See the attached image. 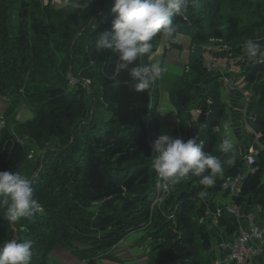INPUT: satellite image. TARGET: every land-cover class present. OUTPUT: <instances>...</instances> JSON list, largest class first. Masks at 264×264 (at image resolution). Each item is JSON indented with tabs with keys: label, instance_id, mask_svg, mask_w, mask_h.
Masks as SVG:
<instances>
[{
	"label": "trees",
	"instance_id": "1",
	"mask_svg": "<svg viewBox=\"0 0 264 264\" xmlns=\"http://www.w3.org/2000/svg\"><path fill=\"white\" fill-rule=\"evenodd\" d=\"M61 2L0 0V97L6 111L21 101L32 111L30 119L13 116L12 126L3 120L0 171L27 176L33 198L44 207L43 213L16 223L0 208V245L9 239L32 241L31 264H49L56 248L83 261L112 258L113 246L142 231L151 241L144 264H204L213 250L211 214L219 205L199 193L217 194L223 179L241 171L242 160L234 151L219 150L214 129L225 117V104L218 74L206 71L192 44L216 43L242 54L245 41L264 30V0H199L198 9L189 5L184 16L173 18L175 36L190 39L183 86L170 96L177 118L173 133L185 141L198 136L204 151L221 159L224 171L211 187L195 176L180 182L160 206L152 204L158 178L151 149L159 129L157 91L130 88L123 70L112 79L118 54L95 47L99 35L111 31L114 0H91L84 11ZM162 35L137 63L149 65ZM257 42L262 51L264 40ZM241 75L258 97L252 128L264 137L263 56L250 61ZM100 113L103 117L96 118ZM252 167L233 198L245 214L253 206L264 210V150ZM216 224L226 238L237 235L239 222L224 206Z\"/></svg>",
	"mask_w": 264,
	"mask_h": 264
},
{
	"label": "clouds",
	"instance_id": "2",
	"mask_svg": "<svg viewBox=\"0 0 264 264\" xmlns=\"http://www.w3.org/2000/svg\"><path fill=\"white\" fill-rule=\"evenodd\" d=\"M91 0H62L61 6L72 10H87ZM189 5L200 7L199 0H114L111 8L114 18L111 31L102 32L96 41L97 52L110 49L118 54L111 78L115 79L123 70L130 77L129 87L137 92H147L152 84L167 71L159 63L143 65L137 63L144 55L151 53L154 38L163 36L174 40L178 26L174 17L184 16ZM242 59L255 61L261 52L259 42L248 39L244 45ZM230 133L219 145L222 153L234 151ZM204 142L198 136L188 138L160 134L151 143L152 167L158 179L156 188L167 191L191 176L199 177L200 184L211 187L216 177L223 174L219 157L204 151ZM228 163H232L229 159ZM203 199L207 193H199ZM0 208L4 218L16 223L21 218H30L43 213L44 207L33 198L32 181L20 172L0 171ZM32 244L30 240L9 239L0 245V264H31Z\"/></svg>",
	"mask_w": 264,
	"mask_h": 264
},
{
	"label": "rangeland",
	"instance_id": "3",
	"mask_svg": "<svg viewBox=\"0 0 264 264\" xmlns=\"http://www.w3.org/2000/svg\"><path fill=\"white\" fill-rule=\"evenodd\" d=\"M256 33L257 34L252 37L253 40H264L263 29L257 30ZM161 37L162 38L157 42L156 48L149 58V65L159 63L161 67L167 69V71L164 72L161 77L152 84V88L156 89L159 98L156 107V119L157 124L159 125L157 133L158 136L160 134H168L170 136L176 137V134L173 133L174 128L177 124L175 118L176 111L171 104L170 96L173 92H176L183 86V79L185 78V75L183 73L184 64H186V62L188 61V55L190 52V50H188V45L190 44V39L182 35H176L174 41L172 42L173 44H175V46H172V43L170 41H167V37L163 35ZM205 45L213 47L212 53L216 56L217 64L220 66L223 76H225V78L227 79L228 85H236V88L240 90V93L242 95L241 105L244 112L247 113L248 111L247 121L251 123V114L257 106L258 97L252 90L251 85L248 82L244 81L241 75H238L239 81H235L234 78L236 77L234 70H232V68L230 67V62L232 66L241 65L242 63H244V70L245 67L250 64V61H248L247 59H242V57L244 56V51L239 55L232 53L227 49V47H222L216 43H207ZM192 50H195L197 54H202L203 57L208 55V52L203 51V46L197 43L192 44ZM263 51L264 49L261 51L264 58ZM234 60L236 61V63L232 62ZM262 77L263 75L259 74L257 79L259 80ZM219 82L221 95L224 97L225 104V117L221 120L222 122L226 119H231L230 111L233 99L228 97V87L222 80V77L219 78ZM245 92H247L249 96H245L243 94ZM244 101H246L247 104H245ZM18 104H15L14 109L9 108V110L6 111V100L0 97V128L2 126L3 120L5 119L10 124V126H12L14 122H12L11 118L13 116H16L17 120H26L32 117V111L30 110V106L26 102L21 101L18 102ZM196 113L197 111L194 109L193 114L195 115ZM102 117L103 113H100V115H97L96 118L99 119ZM249 125H246L245 121H243V138L241 143H239L240 138L236 136V132L231 128L225 130L223 129V125H219V127L217 128L219 133V140L221 142L225 138L226 132L231 134L229 138L234 143V151L238 155V157L240 156L238 148L241 147L245 141H248L250 143L251 139L253 138ZM262 138V136H258L260 142L257 141V148H261V146H259L258 144H261ZM205 192L207 193L208 191ZM214 202L216 204H228L229 199L223 196L221 192H219L215 195ZM150 244L151 241L143 238L142 231L134 232L127 235L123 240H121L117 245H115L108 251V254L112 256V258L94 257L88 260L81 261L78 258L68 254L65 250L56 248L50 255L49 264H144V253L150 246Z\"/></svg>",
	"mask_w": 264,
	"mask_h": 264
},
{
	"label": "built area",
	"instance_id": "4",
	"mask_svg": "<svg viewBox=\"0 0 264 264\" xmlns=\"http://www.w3.org/2000/svg\"><path fill=\"white\" fill-rule=\"evenodd\" d=\"M203 49L208 52V55L203 57V66L205 69L209 72H217L221 75L222 72L220 66L217 64V58L214 54H212L213 48L204 46ZM222 79L226 84H228V81L224 76H222ZM243 94L245 96H249L247 92ZM244 103L247 104L246 101H244ZM257 153L258 151L252 147L248 149V152L244 157L246 166L254 162ZM243 178V174H237L233 177L227 178L221 183V189L228 194L229 198L235 197L240 192ZM168 191L169 190H158L155 201H161L167 195ZM228 210L234 214L236 218H241V214L237 206L232 204L228 207ZM217 213H219V211H217ZM247 221L249 225H252L251 216H247ZM261 239H264V226L260 228L252 226L249 230L240 229L237 237L233 241L223 243L221 244V247L228 252V260L244 264L259 255L260 249L253 243V240Z\"/></svg>",
	"mask_w": 264,
	"mask_h": 264
},
{
	"label": "crops",
	"instance_id": "5",
	"mask_svg": "<svg viewBox=\"0 0 264 264\" xmlns=\"http://www.w3.org/2000/svg\"><path fill=\"white\" fill-rule=\"evenodd\" d=\"M262 56H263V54H262ZM244 66H245L244 63H242L241 65H236V66H232L230 63V67L232 68V70H234V73H235V77H236V78H234L235 81H237L239 79L238 75H241V72L243 71ZM227 87H228V89H227L228 97L233 99L232 107H231V111H230L231 119H226L225 121H222L220 125H223L224 126L223 129H225V130L228 128H231L233 131L236 132V136L239 137V135L243 129V121H245L246 125L250 124V126H251V123H249L247 121L248 120V111L246 113V112H244V110H241L242 109V107H241L242 97L240 94V90H238L236 88V85L227 86ZM222 98L224 100L223 96H222ZM241 135L242 136H240V137H243V132L241 133ZM239 140H240L239 143H241L242 139H239ZM257 141L260 142V140L258 138H257L256 142ZM246 142H248V141H245L243 143V145L238 148V152H240V156H239L240 158L239 159H242L243 153L245 152L246 145L249 146L253 143V141H250V143H246ZM256 144H254V146H257ZM258 145L261 146V148L264 147V137L262 138L261 144L259 143ZM215 195L213 196V198L215 197ZM208 196L211 197L212 193L209 194ZM253 209L254 210L249 212L251 214V216L253 217V225L258 226V227L264 226V210L260 209L257 206H255V207L253 206ZM243 224L245 226L248 225L244 220H243ZM209 228H210L209 232L212 236V242L215 244V246H216V243H219L221 240L226 239V237H225L226 234L223 233L222 230L217 225H215L213 223V221L212 222L210 221V227ZM223 258H224V253L220 250H216V247H214V249L208 253L204 264H213L214 262H216V260H222ZM247 264H264V251H263L260 258H256L255 260L248 262Z\"/></svg>",
	"mask_w": 264,
	"mask_h": 264
},
{
	"label": "water",
	"instance_id": "6",
	"mask_svg": "<svg viewBox=\"0 0 264 264\" xmlns=\"http://www.w3.org/2000/svg\"><path fill=\"white\" fill-rule=\"evenodd\" d=\"M89 24H90V22L86 25V27H88ZM81 32L82 31H78L77 34H80ZM70 50H72V46L70 47ZM88 95L91 96L90 95V92H88ZM92 112H93V106H91V116H90V118L86 122H88L92 118Z\"/></svg>",
	"mask_w": 264,
	"mask_h": 264
},
{
	"label": "bare ground",
	"instance_id": "7",
	"mask_svg": "<svg viewBox=\"0 0 264 264\" xmlns=\"http://www.w3.org/2000/svg\"><path fill=\"white\" fill-rule=\"evenodd\" d=\"M220 239V238H219Z\"/></svg>",
	"mask_w": 264,
	"mask_h": 264
}]
</instances>
